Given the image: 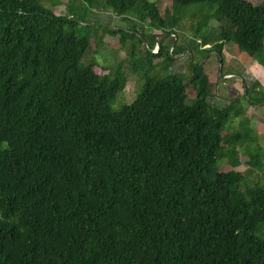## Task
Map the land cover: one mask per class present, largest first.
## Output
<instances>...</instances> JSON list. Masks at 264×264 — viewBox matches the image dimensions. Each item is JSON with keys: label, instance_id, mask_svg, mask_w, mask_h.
<instances>
[{"label": "trees", "instance_id": "obj_1", "mask_svg": "<svg viewBox=\"0 0 264 264\" xmlns=\"http://www.w3.org/2000/svg\"><path fill=\"white\" fill-rule=\"evenodd\" d=\"M85 2L124 20L135 6ZM201 3L216 8L219 26L199 51L221 58L232 43L264 56V0H171L168 27L181 6ZM140 9L165 27L155 5ZM95 25L37 0H0V264H264V185L243 188L236 170L242 148L249 172L264 175V155L224 133L229 109L208 101L215 84L203 66L192 54L188 82L165 75L185 49L152 53V42L139 92L113 109L127 76L123 64L97 74L82 62L103 32L78 30ZM98 26L120 43L142 37L135 23L129 32Z\"/></svg>", "mask_w": 264, "mask_h": 264}, {"label": "rangeland", "instance_id": "obj_2", "mask_svg": "<svg viewBox=\"0 0 264 264\" xmlns=\"http://www.w3.org/2000/svg\"><path fill=\"white\" fill-rule=\"evenodd\" d=\"M37 0L44 8L51 9L56 15H72L82 25L97 24L87 28L84 26L78 30L80 36L87 33L97 35L102 33L103 39L101 44H97L94 39L91 40V46L85 57L82 59L84 64L90 61L95 62L94 70L97 74H106L108 69L114 68L118 64H123V69L126 72L127 82L123 91L119 94L112 106L113 109H118L122 104L131 103L136 94L139 92L142 83V76L147 70V65L143 62L142 56L147 60V45L152 42L156 43L152 49V53L158 51L159 44L164 47L185 49L182 53L173 55L175 58L174 64L168 69L165 75L183 74L188 82L190 76V59L203 66L204 72L209 77V81L215 84L213 97L208 101L219 108L229 109V119L224 123V133L240 134L243 139L240 141V146H243L249 152H256L260 147L264 155V80L261 78L259 87L256 90L252 89L251 77L244 72V68L250 67V72L255 65L259 64L264 68V56L258 55L249 57L240 52L232 43H227L222 49L221 58L216 52L206 53L199 49L208 48L201 46L202 38H216L219 24L216 19V8L209 3L191 4L181 6L175 13L178 16L177 26L173 29L168 27L166 21L171 19V0H134L135 6L131 10V14L124 20L112 12L91 7L85 0ZM253 4H260L262 0H249ZM144 2L151 3L157 8L160 17L166 22L165 27H156L149 18L141 20V6ZM207 20V21H206ZM135 23V30L142 37L136 36L125 40L124 43L119 42L118 36H113L109 32L104 31L98 25L108 26L109 28L123 29L129 32ZM200 26L201 39L195 38L194 31ZM171 32L175 34H170ZM156 36L153 40L152 36ZM101 39V37H99ZM212 43V41H210ZM203 47V48H202ZM133 49L134 57L130 59V51ZM191 50L193 52H191ZM136 62L141 65L140 73L135 72L130 68L129 63ZM129 62V63H128ZM161 59H154L152 64V73L159 74V64ZM141 63V64H139ZM227 76H226V75ZM229 74H232L231 76ZM255 76V75H253ZM230 77V78H229ZM264 78V72L262 74ZM144 78V76H143ZM223 79V80H222ZM246 89L248 90L245 95ZM251 100V105L249 104ZM261 103V104H260ZM113 104V103H112ZM245 145V146H244ZM258 145V147H257ZM244 149V150H245ZM239 166L236 170L240 171L245 176V181L242 184L244 188L252 186L255 182L264 185L263 172H249L247 161L248 158L238 153ZM230 160L224 161L221 165L223 171L230 168ZM264 161V160H263ZM259 173V174H258ZM258 174V176H256Z\"/></svg>", "mask_w": 264, "mask_h": 264}, {"label": "crops", "instance_id": "obj_3", "mask_svg": "<svg viewBox=\"0 0 264 264\" xmlns=\"http://www.w3.org/2000/svg\"><path fill=\"white\" fill-rule=\"evenodd\" d=\"M243 71L246 72V74L251 77V80H252L251 85L254 84V83L259 85V81L261 80V78L264 80V78L262 77V74L264 72V68L261 65H259V64L254 66V68L252 70V73L250 72V67H247L246 69L244 68ZM229 75L231 76L232 74H229ZM253 75H255V76H253Z\"/></svg>", "mask_w": 264, "mask_h": 264}]
</instances>
